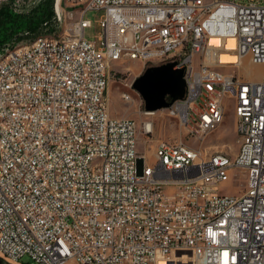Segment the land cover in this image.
<instances>
[{"label": "built area", "instance_id": "obj_1", "mask_svg": "<svg viewBox=\"0 0 264 264\" xmlns=\"http://www.w3.org/2000/svg\"><path fill=\"white\" fill-rule=\"evenodd\" d=\"M89 10L104 11L94 41ZM55 11L63 32L0 55L2 264H264V76L227 70L264 64V0H55ZM135 61L184 69L185 96L165 110L195 141L231 101L239 152L159 138L153 160L140 154L137 121L107 99L111 79L133 87L119 76ZM231 175L246 176L241 194L224 193Z\"/></svg>", "mask_w": 264, "mask_h": 264}, {"label": "rangeland", "instance_id": "obj_2", "mask_svg": "<svg viewBox=\"0 0 264 264\" xmlns=\"http://www.w3.org/2000/svg\"><path fill=\"white\" fill-rule=\"evenodd\" d=\"M2 1V0H0ZM246 2L247 0H240ZM69 4V3H68ZM68 10H76L80 7H69ZM103 10H89L85 13L84 18L91 21V26L86 28L85 36L89 40H97V36L101 31L98 20L101 19ZM68 22L60 21V29L58 33L64 31ZM132 69L127 71L123 68L121 77L125 81H131L140 76L147 68L155 66L143 65L139 61L131 63ZM118 65L114 69H120ZM234 70L237 74L248 77L252 80H260L264 76V64L252 63L250 57L243 60L241 67ZM111 79L110 89L108 92V105L113 116H127L135 119L138 123V150L142 155H147L150 160H153L156 140L159 138L167 140H183L194 147L201 148L209 153L226 152L229 155H236L239 152V140L237 136V118L234 105L229 101L226 105L224 122L221 127L199 140H194L190 137L188 129L179 121V119L169 116L167 110L161 109L155 114H146L145 100L138 93H135L134 88L122 85L119 80ZM126 91L134 96V100L130 103L124 101L122 93ZM150 120L154 123V132L147 136L143 130L144 122ZM247 178L242 177L236 179L233 175L223 185V191L226 194L238 195L241 194L246 186Z\"/></svg>", "mask_w": 264, "mask_h": 264}, {"label": "trees", "instance_id": "obj_3", "mask_svg": "<svg viewBox=\"0 0 264 264\" xmlns=\"http://www.w3.org/2000/svg\"><path fill=\"white\" fill-rule=\"evenodd\" d=\"M59 29L55 0L0 1V55L15 44L56 33ZM167 99L171 100L169 96ZM3 262L0 259V264Z\"/></svg>", "mask_w": 264, "mask_h": 264}, {"label": "water", "instance_id": "obj_4", "mask_svg": "<svg viewBox=\"0 0 264 264\" xmlns=\"http://www.w3.org/2000/svg\"><path fill=\"white\" fill-rule=\"evenodd\" d=\"M176 62L147 68L133 83L134 89L145 100L147 111L170 107L186 93L184 69L175 68ZM168 96L171 100H168Z\"/></svg>", "mask_w": 264, "mask_h": 264}, {"label": "bare ground", "instance_id": "obj_5", "mask_svg": "<svg viewBox=\"0 0 264 264\" xmlns=\"http://www.w3.org/2000/svg\"><path fill=\"white\" fill-rule=\"evenodd\" d=\"M217 20V13H208L205 17V27H212ZM222 22H235V13L225 12L222 13ZM164 30H172V23H164ZM230 34H233V25H225L222 30V38H229ZM129 88H134L130 85H125ZM127 96H132L129 92L124 91L122 98L126 100ZM156 111H147L146 114H155Z\"/></svg>", "mask_w": 264, "mask_h": 264}]
</instances>
